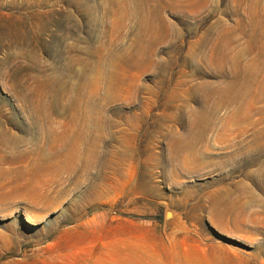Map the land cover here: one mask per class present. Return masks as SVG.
<instances>
[{
	"label": "rangeland",
	"instance_id": "374dc122",
	"mask_svg": "<svg viewBox=\"0 0 264 264\" xmlns=\"http://www.w3.org/2000/svg\"><path fill=\"white\" fill-rule=\"evenodd\" d=\"M0 264H264V0H0Z\"/></svg>",
	"mask_w": 264,
	"mask_h": 264
},
{
	"label": "water",
	"instance_id": "95a60500",
	"mask_svg": "<svg viewBox=\"0 0 264 264\" xmlns=\"http://www.w3.org/2000/svg\"><path fill=\"white\" fill-rule=\"evenodd\" d=\"M171 220H172V212L171 211H167L166 212V216H165V225H164V229L167 232L171 228Z\"/></svg>",
	"mask_w": 264,
	"mask_h": 264
}]
</instances>
